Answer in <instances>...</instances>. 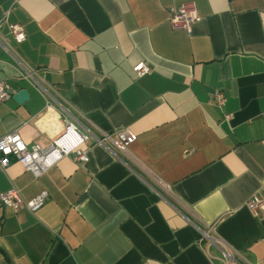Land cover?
<instances>
[{
	"label": "crops",
	"instance_id": "crops-1",
	"mask_svg": "<svg viewBox=\"0 0 264 264\" xmlns=\"http://www.w3.org/2000/svg\"><path fill=\"white\" fill-rule=\"evenodd\" d=\"M185 1L0 0L26 35L0 27V135L45 147L66 119L88 135L85 163L0 168V192L48 194L0 206V264H264V214L246 207L264 201V0H191L198 19L173 29ZM120 129L136 135L125 151L95 142Z\"/></svg>",
	"mask_w": 264,
	"mask_h": 264
},
{
	"label": "built area",
	"instance_id": "built-area-1",
	"mask_svg": "<svg viewBox=\"0 0 264 264\" xmlns=\"http://www.w3.org/2000/svg\"><path fill=\"white\" fill-rule=\"evenodd\" d=\"M198 19L196 5L193 1H185L177 7H170L168 22L173 29H184L190 31L191 25ZM6 26L8 32L16 42L25 39V31L21 24L8 22L3 16L0 19V27ZM150 65L146 61H139L132 66L137 76H143L150 72ZM20 77L26 79L37 88H41L36 79V70L31 67H22ZM12 93L7 81L0 82V102L5 101ZM216 104L224 102L221 91L215 90L209 95ZM229 115H225L227 118ZM88 139V135L78 131L76 126L65 120L63 130L54 137L50 143L42 147L38 144H28L17 131H11L0 135V168L4 169L13 159L23 166L24 170L30 172L34 177L45 173L50 167L63 157L71 156L78 164L88 161L87 150L80 146ZM136 140V135L128 129H120L111 133H103L95 138V142L108 149L125 151L128 146ZM48 194L46 190L40 191L29 200H24L19 190L11 186L6 191L0 192V206L9 207L13 210L26 209L34 212L41 207ZM246 207L253 214H264V201L251 198L246 202Z\"/></svg>",
	"mask_w": 264,
	"mask_h": 264
},
{
	"label": "water",
	"instance_id": "water-1",
	"mask_svg": "<svg viewBox=\"0 0 264 264\" xmlns=\"http://www.w3.org/2000/svg\"><path fill=\"white\" fill-rule=\"evenodd\" d=\"M18 102H23L28 98V92L26 88H21L13 96Z\"/></svg>",
	"mask_w": 264,
	"mask_h": 264
}]
</instances>
